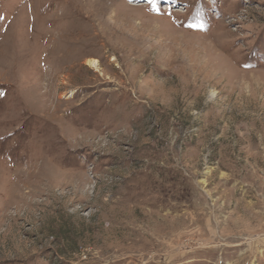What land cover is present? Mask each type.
Here are the masks:
<instances>
[{
	"label": "rangeland",
	"instance_id": "obj_1",
	"mask_svg": "<svg viewBox=\"0 0 264 264\" xmlns=\"http://www.w3.org/2000/svg\"><path fill=\"white\" fill-rule=\"evenodd\" d=\"M0 264H264V0H0Z\"/></svg>",
	"mask_w": 264,
	"mask_h": 264
},
{
	"label": "bare ground",
	"instance_id": "obj_2",
	"mask_svg": "<svg viewBox=\"0 0 264 264\" xmlns=\"http://www.w3.org/2000/svg\"><path fill=\"white\" fill-rule=\"evenodd\" d=\"M89 64H90V67L94 69L97 67V62L95 60H92Z\"/></svg>",
	"mask_w": 264,
	"mask_h": 264
}]
</instances>
